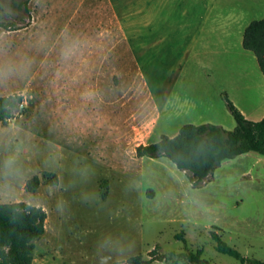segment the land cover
<instances>
[{
  "label": "rangeland",
  "instance_id": "1",
  "mask_svg": "<svg viewBox=\"0 0 264 264\" xmlns=\"http://www.w3.org/2000/svg\"><path fill=\"white\" fill-rule=\"evenodd\" d=\"M20 1L0 0L1 21L12 24L0 25V96L20 94L24 106L0 124V203L46 211L31 264H123L155 246L242 264L215 250L213 231L242 256L264 260V156L220 160L196 187L168 158L134 156L137 145L185 123L235 127L211 71L222 42L231 44L234 78L245 67V80L264 94L236 35L221 36L228 22L264 17V0H222L216 15L207 0H29L28 12ZM211 20L222 28L211 30ZM170 95L176 109L164 107ZM238 109L256 121L264 102ZM43 171L58 184L26 192L25 181Z\"/></svg>",
  "mask_w": 264,
  "mask_h": 264
},
{
  "label": "trees",
  "instance_id": "2",
  "mask_svg": "<svg viewBox=\"0 0 264 264\" xmlns=\"http://www.w3.org/2000/svg\"><path fill=\"white\" fill-rule=\"evenodd\" d=\"M16 1V0H13ZM23 10L28 12L29 0L20 1ZM2 5L0 3V25ZM242 47L251 51L257 60L259 69L264 75V17L251 20L242 34ZM221 97L234 118L236 125L232 130L224 129L212 123H185L178 129L176 135L169 137L160 135L159 139L139 144L134 149L137 158L166 157L177 168L183 170L192 187H196L223 159H230L248 151L264 156V116L256 121L247 119L229 99L226 92ZM16 112H24L23 97L20 94L0 96V124L7 126ZM59 178L53 171H43L41 177L33 175L28 178L23 189L35 193L40 184H58ZM100 198L106 197V190L100 183ZM149 195V191L147 192ZM46 211L36 205L23 201L0 203V264H31L34 252V240L44 234ZM215 240V250L238 259L242 264H264V260L242 256L234 247L224 242L216 232L211 233ZM176 238H182L179 232ZM154 261H178L189 264H211L201 257V250L196 252L157 253L156 246L144 257L141 253L127 258L123 264H152Z\"/></svg>",
  "mask_w": 264,
  "mask_h": 264
},
{
  "label": "crops",
  "instance_id": "3",
  "mask_svg": "<svg viewBox=\"0 0 264 264\" xmlns=\"http://www.w3.org/2000/svg\"><path fill=\"white\" fill-rule=\"evenodd\" d=\"M221 1L222 0H210L209 2H208V0L206 1L207 6H209L210 11H212V15H213V11L216 15L217 13H219L220 9H223L221 7L222 6V4L220 3ZM226 1L227 0L222 1V2L227 3ZM254 9H255V7L253 8V10ZM243 10H247V9H245V8H243L242 10L239 9V12H241V14H242L244 12ZM212 21H214V20H211V23H210L211 26L210 27H211V30L213 28V31H214L215 28L216 27L218 28L219 26L217 24L218 21L217 22H212ZM249 22H247V24ZM233 23H235V22L233 21V22H228L225 24L227 32H222L221 36L225 37V39H226L229 36L236 35V38H237L236 44H238L237 48L238 47L240 48L239 57L242 59L244 58V59L249 60V62L251 63V66H254L255 68L257 66L258 70L260 71L255 55L251 51L246 50L242 47V34H243V31H244L245 27L247 26V24H245V25L240 24L237 28ZM204 24H205L204 20H202L200 22V28L201 29H204ZM212 24H214V26ZM219 28H222V27H219ZM211 30L206 28L205 31L208 34L202 35L205 43H208L209 38L211 37L210 34L213 33V31H211ZM224 43L222 42V44L220 45L219 50L217 51L216 55L214 57L210 58V61L212 62V69H211V71H213L212 76H214L216 78V81H215L216 85L219 86L218 88H216L217 93H219L221 95V93L223 92V89H225L224 92L227 93L229 99L233 102V104L237 108L238 107L257 106L258 104H260V102H264V94H261L259 91H257V86L254 85L253 83H251L250 80H248V81L245 80L246 77H250V75H251L250 72H247L248 69L243 67L241 70H239V74L237 75L238 79L234 78V76H233L234 74H233V72H231V70L229 69L228 64H227V61L234 57V55L231 54L233 51L230 52L232 47H231V44L227 43V45H226V43L225 44ZM203 49H207V46L203 47ZM260 74L261 75H260V77H258V79L260 81H262V80H264V75L261 73V71H260ZM262 82H260V83H262ZM229 85H231V86H229ZM168 99H169L168 103H166L164 105V107L165 108L170 107V108L176 109L175 105H174V107H172L173 102H175V98L172 95H170ZM201 102H203V104L205 102H207L205 104L207 106L210 105V103H208V102H210V99H208L207 95L202 98ZM263 116H264V114H260L259 117L262 118Z\"/></svg>",
  "mask_w": 264,
  "mask_h": 264
}]
</instances>
